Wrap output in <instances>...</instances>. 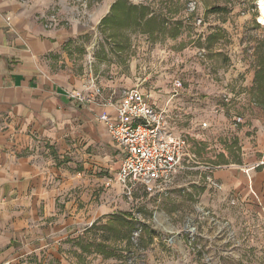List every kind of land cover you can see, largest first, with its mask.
<instances>
[{
  "label": "rangeland",
  "instance_id": "1",
  "mask_svg": "<svg viewBox=\"0 0 264 264\" xmlns=\"http://www.w3.org/2000/svg\"><path fill=\"white\" fill-rule=\"evenodd\" d=\"M27 1L45 24L66 25L74 16L89 22L88 15L95 14L100 0ZM124 1L130 9L149 8L165 23L167 35L140 40L149 41L155 52L151 58H142L143 66L135 67L139 79L153 83L149 90L162 95L159 100L176 93L169 103L167 97L162 102L169 104L173 132L187 135L192 124L199 129L205 122L208 128L195 141L191 138L195 169L176 174L161 196L140 188L130 197L121 189L115 215H105L85 232L90 225L76 228L55 249L56 257L50 256L45 264H264V25L259 21L260 0H194L195 5L190 0ZM123 10L121 2L110 10L107 21L93 27L97 37L87 39L92 56L88 64L93 65L94 76L112 79L128 73L130 56L138 44L133 36L145 33L146 26L132 20L123 25ZM132 12L134 16L138 13ZM197 18L205 25L198 26ZM113 20H119L120 26ZM174 31L180 33L176 38L170 36ZM165 46L180 50V61L186 50V60L180 65L194 61L197 66L174 74L180 66H166ZM153 63L159 66H150ZM176 79L183 83L181 90H175ZM188 84L198 95L191 96L192 101H180ZM238 117L242 122L235 126ZM246 169L249 175L243 173ZM217 172L240 177L241 184L232 181L216 186L210 178L215 181ZM100 204L109 205L103 199H92L89 212H96ZM109 220L116 226L111 233L103 229ZM127 226L134 228L131 245L116 236L117 227L128 235ZM106 237L111 238L108 245L115 254L109 258L101 253Z\"/></svg>",
  "mask_w": 264,
  "mask_h": 264
},
{
  "label": "crops",
  "instance_id": "2",
  "mask_svg": "<svg viewBox=\"0 0 264 264\" xmlns=\"http://www.w3.org/2000/svg\"><path fill=\"white\" fill-rule=\"evenodd\" d=\"M121 2L123 25L132 20L146 26L145 33L133 36L138 44L127 74L112 79L94 76L93 65L88 64L92 56L87 39L97 37L93 27L107 21L110 10ZM189 4L195 5L194 0ZM127 5L124 0L111 4L100 0L95 14L88 15L89 22L74 16L64 25L45 24L30 1L0 0V264H45L50 256L56 257L55 249L76 228L90 225L85 232L105 215L117 213L121 202L117 196L122 192L115 176L121 153L98 118L103 113L115 116L108 103L119 104L132 90L149 95L156 106L167 97L159 100L162 95L149 90L153 83L139 79L135 67L143 66L142 58H151L155 52L149 41L140 40L167 35L165 23L145 6L130 9ZM133 9L138 12L135 16ZM143 11L146 15L141 18ZM197 20L198 26L205 25L203 19ZM113 22L120 26L119 20ZM178 32L170 36L176 38ZM163 49L166 66H180L174 74L197 66L194 61L180 65L186 60V50L180 61V50ZM92 79L102 89L100 98L84 102L74 98L92 94ZM187 86L180 101H192L190 97L198 95ZM174 97L170 94L166 102ZM162 106L169 110V104ZM186 132L195 141L202 129L192 124ZM106 171L109 175L101 176ZM243 173L249 175V169ZM214 178L213 184L219 187L242 181L229 172H217ZM97 198L107 202L108 208L101 203L91 213L89 203Z\"/></svg>",
  "mask_w": 264,
  "mask_h": 264
},
{
  "label": "built area",
  "instance_id": "3",
  "mask_svg": "<svg viewBox=\"0 0 264 264\" xmlns=\"http://www.w3.org/2000/svg\"><path fill=\"white\" fill-rule=\"evenodd\" d=\"M173 85L175 90L183 88L180 79L174 80ZM90 88L92 94L89 97H73L80 102L96 101L102 95V89L94 79ZM224 98L228 103V97ZM108 105L114 108L115 116L103 113L98 120L106 126L121 153L115 180L125 195L131 197L141 188L149 195L161 196L173 184L176 174L184 169H195L196 154L191 135L175 134L168 110L154 105L149 95L132 90L119 104L109 102ZM241 122L238 117L234 124L237 126ZM206 128L208 123L205 122L201 129ZM206 168L212 170L211 166ZM210 182L214 183L212 178Z\"/></svg>",
  "mask_w": 264,
  "mask_h": 264
},
{
  "label": "trees",
  "instance_id": "4",
  "mask_svg": "<svg viewBox=\"0 0 264 264\" xmlns=\"http://www.w3.org/2000/svg\"><path fill=\"white\" fill-rule=\"evenodd\" d=\"M114 7H115V5L113 6V8L112 9H114ZM126 18L127 19H130V10H129V12H127L126 13ZM145 11H143L142 13H140V16H141V18L142 17H145ZM103 22H105V20H103ZM102 22V23H103ZM122 216H125V214H122ZM121 219L119 218V221H120ZM123 222H125V220L124 219H122V223ZM116 228V226H115V224H113V221H111V220H109V221H107V223L105 224V226H103V229L104 230H106L107 231V233H111V229H115ZM127 228L129 229V233H128V235H124L125 233H123V230H120V229H118V227H117V234H116V236H117V239H119L120 241L122 240V241H125L126 240V242H128V245H131L132 243L130 242V239L132 238V233H133V229L134 228H129L128 226H127ZM116 239V238H115ZM110 240H111V238L110 237H106V239L105 240H103L102 241V244H101V246L103 247V251L101 252L102 253V255H104L106 258H109V257H112L113 255H115L114 253H113V249L111 248V246L110 245H108V244H112V243H110Z\"/></svg>",
  "mask_w": 264,
  "mask_h": 264
},
{
  "label": "bare ground",
  "instance_id": "5",
  "mask_svg": "<svg viewBox=\"0 0 264 264\" xmlns=\"http://www.w3.org/2000/svg\"><path fill=\"white\" fill-rule=\"evenodd\" d=\"M259 7H260V17L259 21L261 24L264 25V0L259 1Z\"/></svg>",
  "mask_w": 264,
  "mask_h": 264
}]
</instances>
